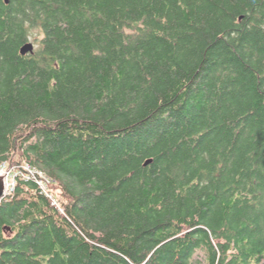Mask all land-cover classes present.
Masks as SVG:
<instances>
[{"label":"trees","instance_id":"obj_1","mask_svg":"<svg viewBox=\"0 0 264 264\" xmlns=\"http://www.w3.org/2000/svg\"><path fill=\"white\" fill-rule=\"evenodd\" d=\"M6 164L0 264H264V0H0Z\"/></svg>","mask_w":264,"mask_h":264},{"label":"built area","instance_id":"obj_2","mask_svg":"<svg viewBox=\"0 0 264 264\" xmlns=\"http://www.w3.org/2000/svg\"><path fill=\"white\" fill-rule=\"evenodd\" d=\"M9 164H6L0 171V174L2 176H6V192L5 196L11 193L14 190L15 187V178L19 174H24L27 179H34L38 185L41 187L44 193L49 195L51 197L50 192V185L51 180L41 171L37 170L36 168L27 165L25 167H22V169H16L15 172L12 174L11 171L8 170ZM6 170H8L6 172ZM53 199V204L57 205L56 201Z\"/></svg>","mask_w":264,"mask_h":264},{"label":"water","instance_id":"obj_3","mask_svg":"<svg viewBox=\"0 0 264 264\" xmlns=\"http://www.w3.org/2000/svg\"><path fill=\"white\" fill-rule=\"evenodd\" d=\"M36 46L34 43H27L24 45L21 49V55L22 56H27V55H33L35 53ZM152 160H148L145 163V166H148L152 164ZM5 192H6V176H2L0 174V201H2L5 197Z\"/></svg>","mask_w":264,"mask_h":264},{"label":"rangeland","instance_id":"obj_4","mask_svg":"<svg viewBox=\"0 0 264 264\" xmlns=\"http://www.w3.org/2000/svg\"><path fill=\"white\" fill-rule=\"evenodd\" d=\"M8 170L11 171V173L13 174V173L15 172V170H16V167H15V166H12V165L9 164V168H8ZM8 170H6V172H7ZM0 171H1V170H0Z\"/></svg>","mask_w":264,"mask_h":264}]
</instances>
